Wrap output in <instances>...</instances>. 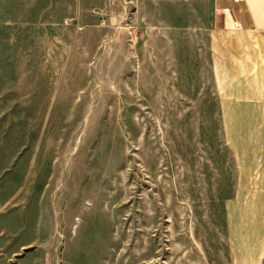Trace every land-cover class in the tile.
<instances>
[{"label":"rangeland","instance_id":"obj_1","mask_svg":"<svg viewBox=\"0 0 264 264\" xmlns=\"http://www.w3.org/2000/svg\"><path fill=\"white\" fill-rule=\"evenodd\" d=\"M211 9L0 0V264H258Z\"/></svg>","mask_w":264,"mask_h":264},{"label":"crops","instance_id":"obj_2","mask_svg":"<svg viewBox=\"0 0 264 264\" xmlns=\"http://www.w3.org/2000/svg\"><path fill=\"white\" fill-rule=\"evenodd\" d=\"M211 5L209 52L216 93L224 116L243 118L241 164L253 166L249 179L255 183L237 190L236 205L243 229L259 230L256 260L264 264V0H211ZM248 214L256 220L250 226ZM228 216L230 222V211Z\"/></svg>","mask_w":264,"mask_h":264}]
</instances>
